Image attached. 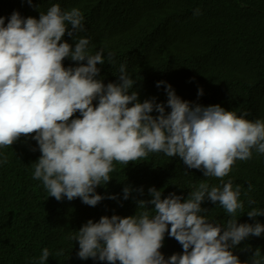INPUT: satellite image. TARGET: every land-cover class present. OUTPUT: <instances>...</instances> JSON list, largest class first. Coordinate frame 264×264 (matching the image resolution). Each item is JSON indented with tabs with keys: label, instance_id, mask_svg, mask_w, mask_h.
<instances>
[{
	"label": "clouds",
	"instance_id": "obj_1",
	"mask_svg": "<svg viewBox=\"0 0 264 264\" xmlns=\"http://www.w3.org/2000/svg\"><path fill=\"white\" fill-rule=\"evenodd\" d=\"M27 3L33 6L32 0ZM199 14L196 9L194 15ZM5 19L0 16V148L21 137L35 140L40 156L33 178L42 181L49 197L79 198L95 207L105 199L96 189L110 182L113 162L128 164L149 153L178 157L187 169L219 179L230 173L237 159H251L253 149L264 154V120L249 121L219 104H192L177 96L170 84L165 88L166 105L155 97L141 102L137 91H129L135 81L123 64L117 82L97 79V65L105 64L103 49L93 55L87 38H79L74 48L62 40L65 34L74 39L84 30L79 9L62 11L54 4L46 14L40 12L39 19L16 11L6 25ZM65 59L75 66L65 67ZM108 60L113 62L112 53ZM197 95H203L202 88ZM6 162L7 157L0 161ZM131 192L124 187L123 199ZM148 193L151 199L136 203L141 208L153 205L151 218L147 211L139 216L105 215L81 226L70 237L78 242V258L107 264H242L230 249L264 234V224L238 223L234 218L243 204L231 180L222 188L200 183L187 199L175 192L162 198L154 186ZM205 200L219 203L233 218L225 226L208 222L200 215L207 211L201 207ZM247 216L255 220L264 211L252 208ZM166 233L182 246V254L165 259L160 249L164 250ZM49 256L44 248L40 264ZM251 256L252 264H264L258 248Z\"/></svg>",
	"mask_w": 264,
	"mask_h": 264
},
{
	"label": "trees",
	"instance_id": "obj_2",
	"mask_svg": "<svg viewBox=\"0 0 264 264\" xmlns=\"http://www.w3.org/2000/svg\"><path fill=\"white\" fill-rule=\"evenodd\" d=\"M10 10L5 9L4 0H0V16L5 17V25L11 14L16 11L21 17H29L24 10L23 0H9ZM245 15H251L257 28L258 37L264 40V0H237ZM43 2V0L41 1ZM50 6L59 4L62 11L77 8L83 15L84 30L75 33L74 39L65 34L62 40L74 48L79 38L89 40L88 51L95 54L103 49L105 64L97 65L101 69L97 79L103 82L108 73L119 75L120 65L126 66V72L137 86L147 77L141 69L133 66L140 54L150 52L161 54L160 70L169 76L173 82L181 81L183 89L191 95L198 96V90L203 89V95H208L213 88V81L203 73L198 54L185 44H175L168 41L166 36L176 30L174 25L168 26L157 40L155 46L144 33L149 25L155 26L169 20L178 14L186 24H191L201 17L216 18L228 21L215 15V2L200 0H49ZM67 3V7H66ZM196 9L199 15H194ZM103 15L106 22L109 17L117 19L118 33L111 31L109 25L96 20ZM70 28L71 25H68ZM121 28V30H120ZM126 40L142 45L137 54L122 49ZM113 56L110 64L108 54ZM108 60V61H107ZM65 67L75 66L70 59L63 61ZM215 67V66H214ZM107 72V74H104ZM78 115V114H77ZM264 120L261 113H257ZM40 156L38 145L31 137H21L12 146L0 148V161L7 157L6 163H0V264H40V256L44 248L50 252L48 261L44 264H107L99 260H81L77 256L79 245L70 239L88 220L98 222L101 216L130 215L139 216L147 211L149 217L155 215L153 205L143 208L137 200H149L150 187L162 191V198L175 192L187 199L188 194L195 191L200 183L211 187L222 188L224 183L232 181L233 190L239 187V202L242 209L235 213L238 223L264 224V216L255 220L247 213L256 208L264 211V154L252 150V157L246 161L237 159L230 173L222 179L204 177L196 169L187 166L178 157H168L164 153H149L147 157L132 161L128 164L113 162L110 182L97 187L96 192L105 197L95 207L82 203L79 198L68 201L65 197L57 201L49 197L42 181L33 178L34 165ZM251 185V189L249 188ZM130 187L132 192L128 200L123 199V188ZM143 192H139V189ZM110 195L117 196L116 200L108 199ZM250 201L252 203H250ZM183 202V200H182ZM202 208L207 209L200 215L213 225L225 226L229 215L219 203L213 204L205 200ZM170 228V225H169ZM167 242L164 250L160 249L165 259L173 254H182V246L165 234ZM257 248L264 259V234L260 237H249L240 245L230 249L243 262L252 264V251ZM58 252L62 254L57 255Z\"/></svg>",
	"mask_w": 264,
	"mask_h": 264
},
{
	"label": "bare ground",
	"instance_id": "obj_3",
	"mask_svg": "<svg viewBox=\"0 0 264 264\" xmlns=\"http://www.w3.org/2000/svg\"><path fill=\"white\" fill-rule=\"evenodd\" d=\"M41 1L32 0L33 6H30L27 0H23L24 10L29 17L39 19L40 12L47 13L51 7L50 2L49 0ZM211 1L215 2V15L229 18L228 21L201 17L191 24H186L177 14L169 20L155 26L149 25L144 29L145 35L151 41L150 44L155 46L158 38L166 35L163 32L166 33L168 26L174 25L176 30L166 36L167 40L175 44H185L198 54L203 73L213 81V88L209 94L201 96L188 94L183 89L181 81L173 82L171 80L173 78L160 70L161 54L153 52L140 54L136 60H133V66L145 72L147 77L140 86L133 84L129 91H137L141 102L155 97L157 103L166 105L165 88L167 84H170L182 100L203 106L219 104L238 117L243 115L245 119L254 122L258 120L257 113H261L264 117V40L258 37L253 17L244 14L237 0ZM9 2L4 0L6 11L10 10ZM35 5H39V8L34 7ZM96 22L109 25L114 33L119 32L117 19L113 16L106 22V18L101 15ZM141 46L132 43V40H126L122 49L137 54ZM107 75L105 84L117 82V75L112 73ZM159 81L165 83L158 88L156 84ZM168 111L170 109L166 107V112ZM245 113L247 115H244ZM152 115L155 116L157 113L153 112Z\"/></svg>",
	"mask_w": 264,
	"mask_h": 264
}]
</instances>
